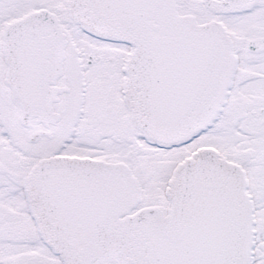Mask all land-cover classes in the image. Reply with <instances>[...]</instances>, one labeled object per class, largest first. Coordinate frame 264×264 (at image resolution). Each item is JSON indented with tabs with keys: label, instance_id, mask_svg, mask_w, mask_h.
<instances>
[{
	"label": "snow or ice",
	"instance_id": "obj_1",
	"mask_svg": "<svg viewBox=\"0 0 264 264\" xmlns=\"http://www.w3.org/2000/svg\"><path fill=\"white\" fill-rule=\"evenodd\" d=\"M0 264H264V0H0Z\"/></svg>",
	"mask_w": 264,
	"mask_h": 264
}]
</instances>
